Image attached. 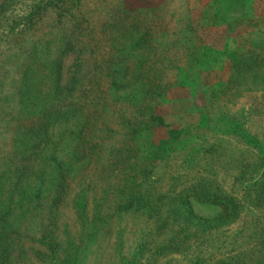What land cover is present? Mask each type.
I'll return each mask as SVG.
<instances>
[{"label":"rangeland","instance_id":"rangeland-1","mask_svg":"<svg viewBox=\"0 0 264 264\" xmlns=\"http://www.w3.org/2000/svg\"><path fill=\"white\" fill-rule=\"evenodd\" d=\"M7 1L0 0V9ZM49 1L9 0L0 15V214H7L6 223L0 222V234L1 226L7 230V238L0 235V264H60L68 259L78 264H264V0H78L64 4L68 13L63 17L54 6L44 8L33 27L24 30L21 18ZM77 18L89 27L84 36L72 27ZM120 20L134 26L128 30L133 37L116 42L124 29L114 26L109 32L108 27L103 33L102 26ZM93 38L104 61L119 62L122 71L116 75L127 86L119 93L108 87L107 93L102 85L104 100L112 105L104 113L107 119L118 109L131 115L129 120L162 119V124L152 121L140 129L128 146L137 150L138 159L156 167L152 185L174 199L156 204L161 208L154 215L144 209L116 214L97 237H92L91 223L96 212L103 206V218L115 209L112 201L101 200L103 190L119 181L106 165L112 148L123 143L122 119L111 118L110 129L119 135L105 133L100 153L106 161L97 164L88 158L77 166L61 205L50 211L48 185L55 168L50 156L68 160L74 155L67 148L70 143L34 150L39 156L26 160L10 119V112H16L21 64L29 54L35 50L28 59L41 63L60 60L65 84L73 76L74 62L85 66L98 57L83 46ZM69 42L67 52L63 47ZM130 42L141 43L145 52L137 49L128 55L123 49L110 58L114 52L109 44ZM142 61L148 88L138 96L140 85H130L138 73L131 70ZM122 64L131 70L121 77ZM35 116L26 122H36ZM99 120L94 121L95 135ZM60 130L55 125L52 131ZM163 152L165 158L155 161ZM209 185L221 195L219 200L240 203L239 211L230 215L224 206L189 198L194 225L168 211L185 195L183 189ZM144 193L147 198L160 194ZM80 214L86 215L87 227ZM42 232L54 237L57 256L38 243Z\"/></svg>","mask_w":264,"mask_h":264},{"label":"trees","instance_id":"trees-1","mask_svg":"<svg viewBox=\"0 0 264 264\" xmlns=\"http://www.w3.org/2000/svg\"><path fill=\"white\" fill-rule=\"evenodd\" d=\"M70 1L73 3L78 2V0H65V2L64 0H53L48 3H40L34 7L33 11H30L26 16L21 18L20 25L24 30H30L33 27L34 19L38 17L39 12L48 6H54L61 12V14L58 13L59 17H63L61 16L62 14L68 13L64 9V4ZM8 2L9 0L1 6L0 15L3 12L5 13V10H7L9 6ZM70 7H72V5H70ZM73 20L74 23L72 27L74 31L78 30L80 34L82 33L81 35L84 36V33L88 31L89 27H82V21L79 18ZM121 21L122 20H120L119 24L111 22L105 23L102 26L103 33H105L108 27L109 32H112L111 28L119 26L124 30H122L123 32L118 34L113 40L117 42L118 38L123 40L124 37H127L129 40L131 36L133 37V35H131L128 30L131 31L134 26L132 24L125 26L124 22ZM14 23L16 22H13V24ZM17 26L18 24H15L14 28ZM134 32L132 31V34ZM69 33H71V30H69ZM66 36L67 35H64L63 40ZM92 41L93 42L91 43L88 41L89 44L84 42L83 46L88 51L94 50L91 52L92 54L97 52L98 57H94V60H92L89 65L85 66L81 62H74L72 65L74 71L73 76H71L70 81L68 80L69 82H66L65 84L61 83L63 64L60 60L56 58L55 60L53 59L51 61H44L41 63L28 59L35 56V50L28 56L26 55L27 59H25V63L21 64L23 72H21L22 76L19 78V87L14 94V101L16 105L14 110H16V112H10V119L16 123L13 136L22 142V146H25V150L22 151L23 153H26L25 157H23L26 160H29L31 156L35 155L34 150H42L41 152H44L43 150L46 149L45 147H47V145L54 144V149H57L58 144L63 143L68 145L70 143V146L67 148H69V153H74V155L70 157L71 159L66 157L68 160H57L58 158L55 154L50 156V160L55 164V168L52 180L48 185L49 194H51V196L48 198L46 207L49 208V211L51 209H56L57 206L61 205L68 189L67 179L72 173H74V169H78L77 166L81 167L83 165L82 163L85 162V159L88 158H91L88 160L95 159L97 164H100L103 160H105L104 155L100 153V150L103 147L102 144L105 142L104 139L106 140L105 133H108V131L112 132L110 129V126L113 124L111 118L114 119L115 117L117 120V117H119L122 119L121 124L124 127L122 128L123 143L120 144L121 148H112L110 151L111 155H107L110 160L106 158L108 161V164L106 165L109 169L108 173L113 174L116 180L118 178L119 181L115 186L113 185L112 188L108 187L107 190H103L105 197L101 200L103 203L106 202V204H109V201H112L115 209L112 214H105V217L103 218L100 214L103 206L98 209L99 212H96V218H94L91 223L93 225L92 237H97L99 231H102L110 225L109 219L116 216V214L120 215L123 211H131L132 209L137 211L144 209L142 211H147L148 214L154 215L155 213L157 214V211L161 208V206L159 209L154 206L159 203L164 204L163 202L171 197L168 193H160L159 189L152 185L150 180L155 177L153 174L155 173L154 169L156 167L152 163L148 164L142 162L136 157L137 150L128 146L129 142L133 141L135 135L140 129L150 126L152 121L156 122L157 125L162 124V119L156 116L154 118L149 117L143 120L136 118H133L135 120H129L131 115L125 116L124 113H126V111L119 109L114 111V117L109 115V120L107 119V116H105L104 113H108L107 111L112 107V105H109L108 101L104 100L106 98V93L104 94V97L102 91L104 85L106 84L107 86V93L109 88L110 90L112 89L113 92L119 93L121 92V89L126 90L127 86L120 83L118 80L120 76L118 75V77L116 75L117 71L119 72V70H121L119 69V62L113 63L116 60L104 61L103 55H101V49L98 47L99 42H97L94 38ZM64 43L63 45H65ZM66 44L67 46H64L63 48L65 51L70 52L71 44L70 42ZM140 44L139 42H130L129 44H121L122 46H117L115 43H111L109 44V49L114 53L110 56V58L115 59L116 53L121 52L123 49L126 54L132 55V53H136L137 49H144ZM120 47L124 48L120 49ZM121 67L125 69V72L122 73L123 75H121V77L131 70L129 67V69H127V65L124 64H122ZM145 68L146 64L142 61L138 62L135 65V68L131 70L132 72L135 71V73H138L137 76H131L132 82L130 84L131 86L135 85L136 87L140 85V88H138L135 92L138 96L140 95L141 90L147 91L145 89L148 88L147 85L146 87L144 86L143 82L144 73L142 72ZM144 95H147V93L145 92ZM32 114L36 115V122L29 124L26 121L33 116ZM98 119H100L99 121L101 127L100 129L98 128L99 134L95 135L96 124L94 121ZM134 121L137 123H134ZM132 122L134 124H132ZM55 125L61 129L59 133H54L52 131ZM112 133L119 135V132L116 131L115 133ZM73 144L74 146L72 147L71 145ZM121 153H123V155H121ZM35 156H39V153H36ZM65 156H68V154H65ZM164 156V152L157 156L158 158L155 156V161L159 159L163 160L165 158ZM43 158L46 159L47 157L44 155L42 159ZM27 168L28 166L24 167L23 171L27 170ZM122 171L124 172L121 174ZM118 174L119 177L116 176ZM89 183L90 182H87L86 187L89 186ZM145 189L150 190L153 195L158 193L160 194L156 197H151L150 195L147 198L144 193ZM182 191L185 192V195L178 203L172 202L168 207V211H170V213L179 220L183 218L189 220L190 224L194 225L196 223V216L190 211V202L188 201L189 198H195L202 203L224 206L226 211L228 213L230 212V215L239 211L240 203H236L234 199H228V197H223L222 200H219L221 199V195L214 192L211 185L207 188L205 186L199 188L193 186L190 190L183 189ZM110 197H112V199H110ZM172 200L174 199L171 198L170 201ZM81 203L85 204V199L81 198ZM82 210L84 211V209ZM94 211L97 210L95 209ZM0 215V222L6 223V218L4 217H6L7 214L3 213ZM79 217L84 226L87 227L88 220L86 219V215L81 216L80 214ZM2 227L3 226H1L2 233L0 235L7 238L6 226H4V229ZM37 241L41 246H45L51 254L55 256L58 255L54 237L51 235L47 237V235H44L42 232L40 239ZM37 252L45 256L47 255L38 249ZM60 264L78 263L71 260L69 261L68 259L65 263Z\"/></svg>","mask_w":264,"mask_h":264}]
</instances>
